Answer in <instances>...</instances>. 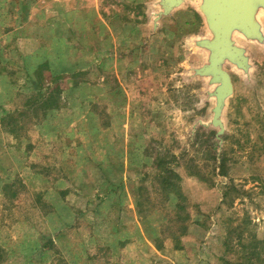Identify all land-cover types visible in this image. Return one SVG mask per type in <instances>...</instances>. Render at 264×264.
Masks as SVG:
<instances>
[{
    "label": "rangeland",
    "instance_id": "1",
    "mask_svg": "<svg viewBox=\"0 0 264 264\" xmlns=\"http://www.w3.org/2000/svg\"><path fill=\"white\" fill-rule=\"evenodd\" d=\"M150 1L0 0L3 264H264V53L253 84L232 73L219 140L187 75L203 21L184 7L153 30ZM46 63L83 75L60 77L67 98L46 116H22L51 85ZM112 223L123 246L109 248Z\"/></svg>",
    "mask_w": 264,
    "mask_h": 264
},
{
    "label": "water",
    "instance_id": "2",
    "mask_svg": "<svg viewBox=\"0 0 264 264\" xmlns=\"http://www.w3.org/2000/svg\"><path fill=\"white\" fill-rule=\"evenodd\" d=\"M192 7L203 21V31L187 39L200 61L188 66L190 80L201 82L204 101L210 104L200 123L216 131L217 139L228 132V108L234 94L232 73L253 84L256 50L264 53V0H151L148 24L160 28L164 17Z\"/></svg>",
    "mask_w": 264,
    "mask_h": 264
},
{
    "label": "trees",
    "instance_id": "3",
    "mask_svg": "<svg viewBox=\"0 0 264 264\" xmlns=\"http://www.w3.org/2000/svg\"><path fill=\"white\" fill-rule=\"evenodd\" d=\"M43 65H47L48 66L47 63L38 66V69L36 70L38 73H40L43 70V67H44ZM50 67H49L50 70H48V71L51 72V74H50L51 79H52L51 82H50L51 85H49L46 88V92L40 93V91H39V93H37V94H39L37 97L30 96V95H29V97H27L26 103L30 107V109L28 111L24 112L22 116H25L26 114H28L30 112H35L36 110L38 112L41 111L42 112V116H43V114L46 116L48 109L56 107V104L60 101L59 98L61 100L63 98H67L65 95L61 94L60 91L57 93L54 90L55 83H57V85H55L56 88H58L60 90L62 89V87L66 86V85L70 86V84L67 83L69 79L61 80L60 77L63 76V78H64L65 76L69 75V77L71 79H73V78L75 79V78L79 77L80 75H83V72L74 71V69L70 70L71 66H68V67L64 68L63 71H61V73H64L66 71H70V72H68L69 74L65 75V76L64 75H59L58 74L59 71L54 66L50 65ZM1 68H2V65L0 63V72H2V73L5 72V73H8V74L10 73V71H8L6 69V67H3L2 70H1ZM49 68H47V69H49ZM76 85H77V79H75L73 81L72 87H75ZM51 87H53L52 91L50 90ZM31 95H33V93ZM35 115H36V117H34V120H39L40 119V115L34 114V116ZM3 121H4V123H8V124H10L12 126H16V124L18 123V118L17 117H13L10 114H6L5 118L3 119ZM28 121L30 123L29 119H28ZM20 128H23V125H21ZM216 138H217V135H216ZM218 160H220V159L218 158ZM171 173H172V175H174V177L176 176L175 178L178 177L177 173L175 171L171 170ZM164 182L166 183V185L163 187V189L166 190V191H169L170 194H174V196H175L174 200H176V197L179 198V200H182V201L186 200L185 195L179 189V187H178L179 185L177 183H175V181H173L171 178L167 177L164 180ZM67 191L68 190L64 189V190H62V193L64 194ZM171 202L174 203L173 200H171ZM180 204L181 203H177V206L179 207ZM174 205H175V203H174ZM181 207H182V204H181ZM185 217H186L185 215L183 216L180 213L175 212V215H173L171 218H169V217L168 218L171 219L172 221L173 220L183 221ZM111 225H113L112 228L115 230L116 235L113 237V239H111L112 243L110 244L109 248L116 247V246H123L124 244H126V242H128L130 238H129V236L122 235V231H124V228L121 225L117 224V223H112ZM5 258H6L5 257V250L0 245V264L4 263Z\"/></svg>",
    "mask_w": 264,
    "mask_h": 264
},
{
    "label": "crops",
    "instance_id": "4",
    "mask_svg": "<svg viewBox=\"0 0 264 264\" xmlns=\"http://www.w3.org/2000/svg\"><path fill=\"white\" fill-rule=\"evenodd\" d=\"M27 11V10H26ZM24 15H25V13H24ZM26 17L28 18L29 17V14H26Z\"/></svg>",
    "mask_w": 264,
    "mask_h": 264
}]
</instances>
